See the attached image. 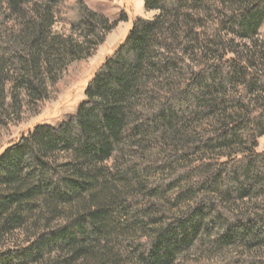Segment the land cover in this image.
I'll use <instances>...</instances> for the list:
<instances>
[{
  "label": "trees",
  "instance_id": "16d2710c",
  "mask_svg": "<svg viewBox=\"0 0 264 264\" xmlns=\"http://www.w3.org/2000/svg\"><path fill=\"white\" fill-rule=\"evenodd\" d=\"M144 1L157 14L134 20L76 112L0 153V264H176L201 240L239 249L213 264H264V0ZM56 20L93 47L117 26L82 0H0V46L24 49L32 87L45 51L83 57L49 42ZM116 216L142 228L119 247ZM16 231L25 243L3 248Z\"/></svg>",
  "mask_w": 264,
  "mask_h": 264
},
{
  "label": "rangeland",
  "instance_id": "374dc122",
  "mask_svg": "<svg viewBox=\"0 0 264 264\" xmlns=\"http://www.w3.org/2000/svg\"><path fill=\"white\" fill-rule=\"evenodd\" d=\"M82 1L90 11L98 15V18L106 17L111 22L117 21V26L108 33L104 43L93 47V43H88L89 40L85 38L86 32L74 31L69 24L61 20L54 21L49 32V42L51 38H59L66 42H80L83 44L81 49L83 57L74 58L63 49H61L64 52L62 55L56 48L53 51H45V58L47 56L50 64L47 65L46 59H43L34 87L28 82V76L22 65L24 49L19 50L13 45L0 46V59L3 60L4 66V74L0 80V153L11 141L23 134H29L37 124L56 126L73 115L86 99L85 91L89 81L104 60L123 43L134 20L137 17L151 19L157 14L156 11L146 9L144 0ZM122 14H126V20H119ZM260 37L264 38V25L260 29ZM2 38L0 37V43ZM38 87L43 92V97L37 93ZM210 123L205 121L194 126L196 130L201 131ZM150 146V152L156 156L158 146L155 142H150ZM254 150L264 152V136L258 139ZM244 151L247 149L235 147L218 154L224 158L226 154L241 155ZM109 164L111 165L112 162ZM162 176V172L152 173L148 177L147 184H151ZM116 217L115 247L121 244L117 233L121 236L133 235L134 237L141 234V227L133 225L132 229H128L130 225L124 222L125 218L119 222V217ZM60 218L56 217L54 223H60L62 220ZM27 234L29 235L28 232L16 231L15 236L5 241L3 248L24 244L29 237ZM238 250L233 246L210 248L209 243L206 244L201 240L184 255V259L181 258L176 264H213L233 256Z\"/></svg>",
  "mask_w": 264,
  "mask_h": 264
}]
</instances>
